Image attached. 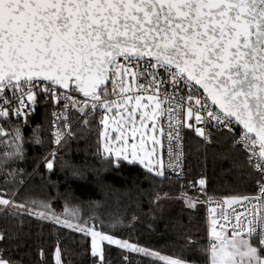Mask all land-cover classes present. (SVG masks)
Returning a JSON list of instances; mask_svg holds the SVG:
<instances>
[{
    "label": "snow or ice",
    "instance_id": "snow-or-ice-1",
    "mask_svg": "<svg viewBox=\"0 0 264 264\" xmlns=\"http://www.w3.org/2000/svg\"><path fill=\"white\" fill-rule=\"evenodd\" d=\"M41 98L59 109L52 112L53 126L62 125L53 133L55 143L75 138L77 130L95 131L101 162L92 169L95 183L111 190L101 171L138 170L129 191L146 196L150 211L172 199L164 181L185 178L186 129L202 144H211L214 133L231 134V149H243L257 194L214 199L200 179L206 200L183 191L179 199L190 215L207 205L220 207H207V264H264V0H0V264H46L42 247L25 251L32 248L33 223L41 232L47 224L80 233L90 264H110L105 244L118 247L125 264L131 254L147 264H194L195 256L166 255L98 230L99 202H89L93 211L85 219L75 208L57 213L51 199L18 198L26 177L39 174L41 166L48 181L55 173V151L31 173L11 167L25 158L24 137L18 124L11 131L5 125L26 117L24 109L34 110ZM223 159L235 163L230 155ZM65 167L74 179L89 172L86 166ZM71 195L58 193L56 199ZM138 219L132 215L129 226ZM121 223L113 217V228ZM184 243L189 250L195 246L189 238ZM54 259L64 264L59 243Z\"/></svg>",
    "mask_w": 264,
    "mask_h": 264
},
{
    "label": "trees",
    "instance_id": "trees-1",
    "mask_svg": "<svg viewBox=\"0 0 264 264\" xmlns=\"http://www.w3.org/2000/svg\"><path fill=\"white\" fill-rule=\"evenodd\" d=\"M51 108L41 98L34 106V110L28 108L25 110L28 112L26 117H22L19 121L13 117L11 124L5 125L6 129L11 131L18 124L24 137L25 158L12 164L13 169L19 168L31 173L37 164L42 165V158L48 154L52 144ZM72 121L75 125L74 115ZM96 145L95 131L88 135L81 134L77 130L75 138H66L59 146L54 162L55 173L51 175L50 181L47 180V170L41 166L39 174L32 179L26 177L27 188L20 192L18 198L31 196L37 199H51L57 213H64L65 208L71 212L75 208L80 210L85 219H88L93 211L89 207V202H99L102 208L95 212L99 217L95 222L98 230L115 232L118 236L159 250L166 255L189 259L195 256L194 264H207V257L202 252V249L208 247L204 208L201 207L198 213L190 215L183 201L179 199L182 191L188 196H200L198 189L201 186L196 182L203 177L206 178L208 193L213 197L223 198L225 195L238 193L250 196L256 190L254 176L249 175V169L244 164L246 156L243 155L242 150L231 149V138L228 135L221 136L219 133H214L211 144H202L194 132L186 129L185 178L178 181L175 179L164 181L163 191L172 199L163 201L159 209L150 211L146 196L141 197L134 188L129 191V181L132 176L138 174V170L101 171L103 183L110 186L111 190L101 189L95 183L96 177L92 174V169L101 168V162L95 158ZM3 150L4 145L0 144V151ZM225 154L230 155L235 163L223 159ZM65 164L74 167L86 166L89 172L85 179H74ZM41 176L45 179L42 180ZM52 183H55L56 187H52ZM141 187L147 188L148 185L145 182ZM4 188V180L0 176V189ZM6 190L11 192L15 189ZM68 192L72 195L67 201L63 198L56 199L58 193ZM134 214L139 216V219L130 227L129 220ZM113 217H119L123 223L113 228ZM100 221L103 223L101 224ZM92 223L93 221L89 220V225ZM31 228L29 243L32 248L25 249L26 252L34 253L37 247H42L45 251L46 264H55L52 260L51 240L62 235L64 264H90V257L84 254V238L80 233L47 224L44 225L42 232L35 223ZM186 238L195 242L191 250L184 243ZM104 247L110 264H125L118 247L107 244ZM25 259H35V257L26 256ZM130 264H147V262L141 256L131 254Z\"/></svg>",
    "mask_w": 264,
    "mask_h": 264
},
{
    "label": "built area",
    "instance_id": "built-area-1",
    "mask_svg": "<svg viewBox=\"0 0 264 264\" xmlns=\"http://www.w3.org/2000/svg\"><path fill=\"white\" fill-rule=\"evenodd\" d=\"M109 87L111 88V85H109ZM26 109H27V108H26ZM26 109H24V110H26ZM53 111H57V112H59V109H55V108H53V107L50 109V127H51V135H52V144H51V148H50L48 154L51 153V152H53V151L57 152L59 146H60V145L66 140V138H67V137H65L63 140H61V143H60V144L55 143V137H54L53 133H54L55 131L61 130V129H62V125H61V124H57L55 127L53 126V121H54V119H55V118L53 117V115H52V112H53ZM97 119H99V116H98ZM69 120L73 123V121H72V115H69ZM73 125H74V123H73ZM232 127H233V134H238V133L240 132V130H241L240 126H238V125H236V124H234ZM225 132L227 133V130H225ZM226 135H228V136L231 138V134H226ZM241 150L243 151L242 148H241ZM184 153H185V146H184ZM48 154H47V155H48ZM47 155H46V156H47ZM165 163L167 164V156H166V155H165ZM184 175H185V160H184ZM202 179H204V180L206 181V178H205V177H203ZM204 187H205L206 190H207V182L205 183ZM199 194H200V192H199ZM256 194H257V189H256L255 192H254L252 195H250V196H254V195H256ZM200 196H201L202 200H206V199H207V196H211V195H209L208 190H207V196H203V195H201V194H200ZM212 197H213V196H212ZM213 198H214V199H221V198H218V197H213ZM207 207H215L217 212L220 211V207H219V205H207V206L203 207V208H204V212H205V217H206V236H207V242H209L210 237H209V234H208V216H207ZM233 208H235L236 211H238V212H243V208H242L241 206H239V205H233ZM231 210H232L231 208H225V209H224L225 213H228V212H230ZM218 219H219V218H218ZM226 228H227V230L230 232V225H227V224H226Z\"/></svg>",
    "mask_w": 264,
    "mask_h": 264
},
{
    "label": "crops",
    "instance_id": "crops-1",
    "mask_svg": "<svg viewBox=\"0 0 264 264\" xmlns=\"http://www.w3.org/2000/svg\"><path fill=\"white\" fill-rule=\"evenodd\" d=\"M61 236L62 235H60V237L59 236H56V237H54L51 240V254H52V260H53L54 263H55L54 250H55V248L57 246V243H59V246L61 247V240H62Z\"/></svg>",
    "mask_w": 264,
    "mask_h": 264
},
{
    "label": "rangeland",
    "instance_id": "rangeland-1",
    "mask_svg": "<svg viewBox=\"0 0 264 264\" xmlns=\"http://www.w3.org/2000/svg\"><path fill=\"white\" fill-rule=\"evenodd\" d=\"M70 213V212H69ZM73 221H75V219H73ZM57 227V226H56Z\"/></svg>",
    "mask_w": 264,
    "mask_h": 264
}]
</instances>
